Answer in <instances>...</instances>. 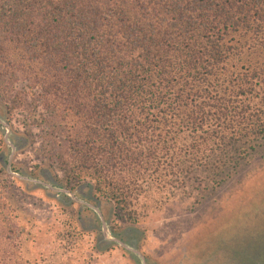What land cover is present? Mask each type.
<instances>
[{"label": "trees", "instance_id": "1", "mask_svg": "<svg viewBox=\"0 0 264 264\" xmlns=\"http://www.w3.org/2000/svg\"><path fill=\"white\" fill-rule=\"evenodd\" d=\"M0 103L136 223L147 185L215 189L264 141V0H0ZM10 187L0 264H30Z\"/></svg>", "mask_w": 264, "mask_h": 264}, {"label": "rangeland", "instance_id": "2", "mask_svg": "<svg viewBox=\"0 0 264 264\" xmlns=\"http://www.w3.org/2000/svg\"><path fill=\"white\" fill-rule=\"evenodd\" d=\"M5 110L0 103V117L12 126V173L65 188L63 173L40 150V129L27 128L21 111ZM5 130L0 124V168L19 209L23 254L30 264H137L140 257L147 264H216L237 240L264 235V141L215 189L196 191L188 181L184 190L169 193L147 185L136 206V223L119 219L111 202L98 200L108 236L117 234L138 255L103 240L97 217L81 205L92 194L86 183L73 189L77 201H72L9 174L12 147L4 140Z\"/></svg>", "mask_w": 264, "mask_h": 264}, {"label": "flooded vegetation", "instance_id": "3", "mask_svg": "<svg viewBox=\"0 0 264 264\" xmlns=\"http://www.w3.org/2000/svg\"><path fill=\"white\" fill-rule=\"evenodd\" d=\"M71 193H73V191H71ZM81 194L82 196H84L83 193ZM86 198L89 201L85 200L81 202V205L88 208L90 212L97 217L100 225L101 234L104 240L106 239L104 232L107 228L104 230L103 224L106 227V218L101 210L100 203L97 199L93 197L92 194L87 195ZM110 238L116 239L122 248L134 253V251L131 250L132 247H130L131 245L129 244V242L124 241L117 234L111 236ZM106 240L113 242L112 239ZM230 250L231 252L226 255V258L222 259L224 257L223 256L219 261L216 262V264H264V235L262 234L260 238L251 236V238H244L241 241L237 240L233 244V247L230 248ZM137 264H147V262L140 257L137 259Z\"/></svg>", "mask_w": 264, "mask_h": 264}, {"label": "water", "instance_id": "4", "mask_svg": "<svg viewBox=\"0 0 264 264\" xmlns=\"http://www.w3.org/2000/svg\"><path fill=\"white\" fill-rule=\"evenodd\" d=\"M0 124H1L2 126H4L5 129H6L5 132H4V140H5L6 144H8V145H10V146L12 147V152H11V154H10V156H9V162H8V164L6 165V170H7V172H8L9 174L14 175V176H17V177H19V178H21V179H25V180H28V181H33V182H35V183H37V184H39V185H42V186H44V187H46V188H48V189H50V190H52V191H54V192H60V193L63 192V193H65V194H67V195L72 199V201H73V200L77 201V198H75V196H74V195L71 193V191L68 190V189H65V188H55V187L50 186V185H47V184H45V183H43V182H41V181L33 180V179H30V178H26V177H22V176H19V175H17V174L12 173V171H11V167H10V164H11L12 157H13V155H14V149H13V146H12V142H11L10 139H9V135H10V132H11V128H10V125L8 124V122H6L5 120H3L1 117H0ZM103 227H104V230H105L106 227H105L104 224H103ZM104 234H105V236H106V239H110V240L112 239V241H113L114 243H118V241H117L116 239L110 238V237L108 236V234L106 233V230H105ZM118 244H119V243H118ZM133 251H134L135 254H138V255H139V252H138V251H136V250H133Z\"/></svg>", "mask_w": 264, "mask_h": 264}]
</instances>
